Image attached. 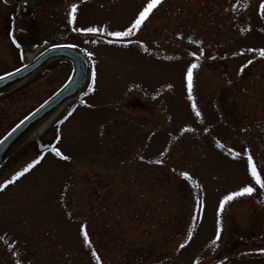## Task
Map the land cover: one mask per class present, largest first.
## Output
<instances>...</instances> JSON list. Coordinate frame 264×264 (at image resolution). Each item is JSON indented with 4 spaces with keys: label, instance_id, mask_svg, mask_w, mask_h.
<instances>
[{
    "label": "rangeland",
    "instance_id": "rangeland-1",
    "mask_svg": "<svg viewBox=\"0 0 264 264\" xmlns=\"http://www.w3.org/2000/svg\"><path fill=\"white\" fill-rule=\"evenodd\" d=\"M147 3L0 0V76L53 45L91 63L78 98L0 171V264H97L93 251L99 264H264V189L246 168L251 155L264 179L262 0H160L132 36L108 43ZM85 27L98 31L74 30ZM70 73L50 63L2 95L0 139ZM246 185L250 195L219 210Z\"/></svg>",
    "mask_w": 264,
    "mask_h": 264
},
{
    "label": "water",
    "instance_id": "water-1",
    "mask_svg": "<svg viewBox=\"0 0 264 264\" xmlns=\"http://www.w3.org/2000/svg\"><path fill=\"white\" fill-rule=\"evenodd\" d=\"M14 1L4 0L8 5ZM55 60L69 62L72 66L71 76L57 92L21 120L0 140V167L37 125L68 101L77 97L87 81L90 62L85 53L75 47L67 45L52 46L33 61L0 76V96H2L23 84L47 63Z\"/></svg>",
    "mask_w": 264,
    "mask_h": 264
},
{
    "label": "snow or ice",
    "instance_id": "snow-or-ice-1",
    "mask_svg": "<svg viewBox=\"0 0 264 264\" xmlns=\"http://www.w3.org/2000/svg\"><path fill=\"white\" fill-rule=\"evenodd\" d=\"M160 3V0H148V3L146 4V6L143 7V9L141 11H139L138 15L135 17L134 20H132V22L130 23L129 26L125 27L123 30H116V31H110L107 32V35L116 38L115 41L109 40L108 43H113V42H120L122 40H126V38L130 37L133 35V33L140 28V26L142 25V23L145 21V19L147 18L149 12L157 5ZM76 8L77 6L75 4L71 5V11L69 13V22L71 23L74 19H75V12H76ZM260 9L261 11H264V0H262V3L260 4ZM75 31H82V32H87V33H96L98 31V29L96 27H85L82 29H74ZM100 31H106L104 29H101ZM15 43V40L13 41ZM17 47H19V45L17 44ZM249 51H253L252 49H249ZM259 55L261 57H264V49H260L259 50ZM248 63H251V61H248ZM197 65L196 64H192L188 67L187 69V87L189 90V99H191V89H192V73H193V69L196 68ZM93 75H95V73H93ZM89 90H91V85H89ZM195 105H193V109H195ZM196 116H200V112L196 111ZM190 130V129H188ZM222 146V145H221ZM247 150H245L246 152ZM52 152L55 153V155L57 156H61V158L63 159H68L67 156H63L62 153L57 149V148H52ZM229 152L233 155V156H240L239 152H233L232 149H229ZM159 162V161H158ZM36 163V161H33V164ZM32 167V164H29L26 168L23 169V171L21 172H17L15 174V176L13 177V180L16 177L22 176L24 174V172H27L30 168ZM246 168H247V172L249 174L250 177V182H254L255 185H259L261 189H264V179H262V173L261 171L258 169L257 165L255 164V162L253 161V158L251 155H247V164H246ZM183 175L185 177H188V173L185 172L183 173ZM7 183H11V181H6ZM4 185H0V188H3ZM253 187L246 185L241 187L238 191H233L228 195H225L219 202V210L222 211L224 208V205L227 201L232 200L234 197L237 196H241V195H245V194H251L253 192ZM219 224V221H218ZM83 231V228H82ZM84 242L86 244H89V238H88V234L87 232H84ZM219 234H220V229L218 227L217 229V235L216 238L219 239ZM213 243H215V240L213 241ZM180 248H184L185 244H180L179 245ZM93 257L96 258L97 260V264H99V257L96 255V252L93 251L92 252Z\"/></svg>",
    "mask_w": 264,
    "mask_h": 264
},
{
    "label": "bare ground",
    "instance_id": "bare-ground-1",
    "mask_svg": "<svg viewBox=\"0 0 264 264\" xmlns=\"http://www.w3.org/2000/svg\"><path fill=\"white\" fill-rule=\"evenodd\" d=\"M35 57V54H29L28 56H27V59L29 60V61H31L33 58ZM28 61V62H29ZM53 116V115H52ZM52 118V117H51ZM48 124H46V125H44L43 127H41V128H37V129H33L32 130V132H35V135H39L40 133H42V131H44L45 129H47V127L49 126V121L47 122Z\"/></svg>",
    "mask_w": 264,
    "mask_h": 264
}]
</instances>
